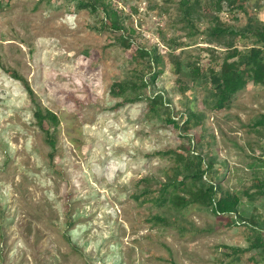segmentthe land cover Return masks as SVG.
Returning <instances> with one entry per match:
<instances>
[{
  "label": "rangeland",
  "instance_id": "obj_1",
  "mask_svg": "<svg viewBox=\"0 0 264 264\" xmlns=\"http://www.w3.org/2000/svg\"><path fill=\"white\" fill-rule=\"evenodd\" d=\"M106 1L126 17L131 48L96 32L98 18L67 0H0V264H264V250L249 249L251 223L264 238V127H255L264 88L250 83L229 109L212 112L208 87L189 82L186 67L219 70L230 47H252L254 39H215L210 30L264 23V0L240 9L194 0L190 23L182 0ZM138 47L160 56L161 74L144 91L165 95L160 120L148 100L111 92L149 73ZM37 105L60 122L53 159ZM189 111L203 118L187 132L165 122L182 126ZM194 148L214 159L207 179L239 196L238 225L215 217L201 196L183 208L153 202L177 166L164 153Z\"/></svg>",
  "mask_w": 264,
  "mask_h": 264
},
{
  "label": "trees",
  "instance_id": "obj_2",
  "mask_svg": "<svg viewBox=\"0 0 264 264\" xmlns=\"http://www.w3.org/2000/svg\"><path fill=\"white\" fill-rule=\"evenodd\" d=\"M75 3L76 11L87 10L98 18V25L93 28L96 32L109 31L114 34L118 42L124 48H131L132 41L124 32L125 18L123 13L118 11V5H114L106 0H67ZM194 0H182L181 9L187 22H191V13L194 9ZM229 4L235 8L243 7V0H228ZM225 34L240 38L241 40L254 39V44L250 48H234L230 47L223 59V63L219 70L209 68L205 70L195 62L187 63L188 81L200 88L207 86V103L212 112H221L231 107L234 99L242 92L250 83L264 88V23L257 18L250 17L249 22L243 28H235V26H215L210 30L213 38L217 39ZM138 53L143 59H146V68L149 73H141L136 81H124L112 85L111 92L115 96H124L126 94H134L131 102L148 100L150 104L149 115L151 118L159 119L161 116L160 108L166 105L167 100L162 93H152L147 96L144 91L153 83L155 78L161 74L155 69L159 66L160 56L157 49L147 50L138 47ZM178 73H181L180 66L176 65ZM154 70V71H153ZM9 74L17 80L23 81L29 96L33 99L34 92L29 83L24 80L16 72L9 71ZM34 117L36 124L45 134V140L51 149L50 158L56 155V128L59 125L57 115L50 111L44 110L38 105L36 106ZM202 115L189 111L185 117L184 124L181 126L177 120L168 116L165 122L173 124L178 130L186 132L199 124ZM160 120V119H159ZM163 122V121H161ZM264 127V115L255 123V127ZM54 128L53 131L51 129ZM165 155H174L177 166L173 176L169 177L165 183H162L159 190V196L153 199L158 206H165L170 202L186 207L194 202L196 196H201L200 204L209 209L215 217L229 216L232 217V223L238 225L237 216L240 198L236 194H223L220 189V180L213 182L207 179V175L213 170L214 159H207L197 149H185L179 153L177 151H168ZM205 166V167H204ZM188 190L191 193L190 199H181L176 197L173 192ZM264 194V192H261ZM149 190H144L142 195L148 196ZM247 194V193H246ZM252 198V196H250ZM137 199H140L138 196ZM156 222L164 220L155 216ZM254 223L249 226L257 235L255 243L249 248L264 250V238L259 234L260 229L253 227ZM240 252L239 250H235ZM248 251V250H247ZM241 251V252H247ZM175 264V262H172Z\"/></svg>",
  "mask_w": 264,
  "mask_h": 264
}]
</instances>
